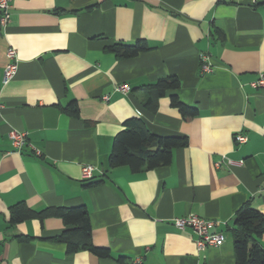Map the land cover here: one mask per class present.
Segmentation results:
<instances>
[{"label":"crops","instance_id":"obj_1","mask_svg":"<svg viewBox=\"0 0 264 264\" xmlns=\"http://www.w3.org/2000/svg\"><path fill=\"white\" fill-rule=\"evenodd\" d=\"M137 43L147 50L118 57L119 45ZM9 47L19 67L5 83ZM260 73L264 0L14 1L0 26V264H236L237 212L251 200L264 216V90L251 86ZM169 76L197 117L171 105L174 92L155 93ZM134 118L188 146L173 149L167 166L110 168L114 139ZM13 129L41 154L16 152ZM83 166L94 167L91 179ZM20 204L38 215L13 223ZM78 206L89 213L93 245L110 257L68 252L60 237L72 227L57 212ZM189 215L216 222L225 243L199 251L194 230L173 222Z\"/></svg>","mask_w":264,"mask_h":264},{"label":"trees","instance_id":"obj_2","mask_svg":"<svg viewBox=\"0 0 264 264\" xmlns=\"http://www.w3.org/2000/svg\"><path fill=\"white\" fill-rule=\"evenodd\" d=\"M147 50L140 43L135 45H119L116 53L120 58H130ZM181 83L177 77H166L158 80L152 88L162 97L167 92L171 95V105L177 108L184 118H195L199 115L196 107L183 103L175 93ZM153 104L152 94L146 97L145 105ZM68 110L78 115L76 103L71 104ZM188 146L187 137L169 136L159 137L151 134L140 119H129L124 123V129L114 139L113 152L109 159L110 168L127 166L132 172L152 170L172 163L173 149ZM57 214L64 220L67 227L60 239L67 243L68 252L75 253L80 250H90L100 257H110L107 248L96 247L92 243L91 224L89 213L85 206L71 209H60ZM38 215L25 205L13 208L11 221L21 222ZM264 233V216L254 207L249 200L237 212L232 234L236 264H264V248L259 243V238Z\"/></svg>","mask_w":264,"mask_h":264},{"label":"built area","instance_id":"obj_3","mask_svg":"<svg viewBox=\"0 0 264 264\" xmlns=\"http://www.w3.org/2000/svg\"><path fill=\"white\" fill-rule=\"evenodd\" d=\"M16 0H0V26L5 28L11 17V8L13 2ZM217 1H234V0H217ZM207 54L201 55L202 70L205 73L212 71ZM8 64L4 69L3 80L5 83L12 80L19 67L18 52L14 47H9L7 50ZM251 86L255 90H264V73H260L258 78L251 82ZM131 87L128 85H122L119 90L127 92ZM105 100L108 99L107 96L104 97ZM13 148L16 152L21 153L25 146H30L38 155L41 154L39 151L35 150L32 145H29L26 132H20L15 129L11 130L9 133ZM235 141L237 144H245L248 139L243 134H237L235 136ZM94 167L83 166L82 168V179L88 180L93 176ZM263 185L261 186V192H264V178ZM174 225L178 229H185L190 227L194 230L197 235L196 246L199 251L205 250L208 247H219L225 243L226 237L223 232L215 231L216 222L212 220H207L197 215H189L186 217H179L174 219Z\"/></svg>","mask_w":264,"mask_h":264}]
</instances>
